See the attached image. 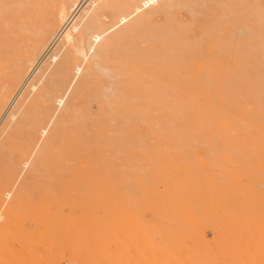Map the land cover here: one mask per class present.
<instances>
[{"label": "rangeland", "instance_id": "rangeland-1", "mask_svg": "<svg viewBox=\"0 0 264 264\" xmlns=\"http://www.w3.org/2000/svg\"><path fill=\"white\" fill-rule=\"evenodd\" d=\"M53 1L0 0L2 249L50 226L31 264L69 259L93 221L120 264H264V0H157L95 44L141 0H78L72 46L41 44Z\"/></svg>", "mask_w": 264, "mask_h": 264}, {"label": "bare ground", "instance_id": "bare-ground-1", "mask_svg": "<svg viewBox=\"0 0 264 264\" xmlns=\"http://www.w3.org/2000/svg\"><path fill=\"white\" fill-rule=\"evenodd\" d=\"M101 2H102V0H94L93 2H91V0H90V3L85 6V8L83 10L84 14L80 17L79 21H81L83 19L84 15L88 14L90 11H93L95 9V7L97 6V4H101ZM126 2H127V0H126ZM155 2H157V0H141V1H139V3L136 2L137 4H135V3L132 4L128 9L122 10L121 12H119L117 14L116 20H115V21H117V23H115L114 25L112 24V26H110L107 30L101 31L99 29L90 28L89 39H91L94 42V44L100 42V40L102 39L105 32H107L108 30H110L113 27L115 28V26H117V25L125 24L129 20V18H131L134 14L138 13L142 7H148L149 5H153ZM79 4H80V1L78 2V0H54L53 1V5H52L51 10H50V16L52 17L53 22H52L51 27H49V29H48V33H46V35L42 39L41 44H42V42L44 43V40H46V38L49 34H52L53 35V38H52L53 41L56 39V36H57V40L62 38V39H64L65 43L69 44V46L73 45V43L75 41L73 33L77 32L78 24L69 26L71 22L69 24H66V23H67V21H69L68 19H69L70 15L73 14L71 12L78 9ZM138 4H140V5H138ZM82 5H80V6H82ZM84 5H85V3H84ZM104 8H106V7L104 6ZM80 9H82V8H79V10ZM81 12H82V10H81ZM78 15H81V14L78 13ZM105 20L106 19H104V21ZM51 43H52V41H51ZM53 44H54V42H53ZM47 46H48V43H47ZM79 46H80V43H79ZM48 47H46V48H48ZM47 52L48 51H46L45 53L47 54ZM82 53H83V51H82ZM46 54H45V56H46ZM50 56H51V54H50ZM82 58H83V56H82ZM52 59L55 60L56 57L52 56ZM75 70H76L75 72H80V66L77 65ZM61 103H62V101L59 100L58 104H61ZM0 122H1V119H0ZM42 132L44 133V131H42ZM26 164H27V162H25L23 165H26ZM16 201H17V198L15 196H13L12 200L8 203L9 205L6 207V209L4 210V213H3V217H4L3 226H5V228L11 232L16 231V229L13 228L10 224L11 218L17 209ZM3 203H4V200L0 199V204H3ZM104 207H105V205H104ZM44 223L47 224L48 221H46ZM91 225H93L94 227H97V228L90 231V228L88 227L89 230H88L87 234H81V233H77V232H69V234H70L69 236H71V237H68V239H67L68 241H66L67 249L70 252V258L69 259H61L60 257L59 258L57 257L55 259V258H52V257L47 255L44 257L45 258L44 264H63V263H65V264H120L121 259H118V257H117V252H116L117 250L111 251L108 244H107V236L108 235L105 233L107 230L105 232L101 231L100 228L98 227V225H96L95 223L93 224V221H91ZM53 231H54V229L50 228V226H47V227L42 228V229L40 227L36 226V228H34L32 231H30V237L28 238L29 242H32V243L28 244V242H26V243L24 242L25 244L22 243L20 245L21 242H19V240H18L19 245L18 244H16V245L21 246V247L20 248L18 247V249L15 247H14V249H13V247H9V248H12L11 250H8L9 249L8 247H7V249L4 247L6 250L2 249L3 245H5V244L10 245V242H12L10 239L11 234L9 235L10 238H8V233H7L8 242L6 241V243H4L5 242L4 241L3 242L4 244L0 243V245H2L0 248V264H31V262H32L31 261L32 260V256H31L32 251L30 250V246L31 245L34 246L35 244H39V243H43V244L47 243L48 242L47 238H48V236L51 235V233ZM9 240H10V242H9ZM122 253H124V252H122ZM159 257H160V255H156V258H154L153 261H157L159 259Z\"/></svg>", "mask_w": 264, "mask_h": 264}]
</instances>
